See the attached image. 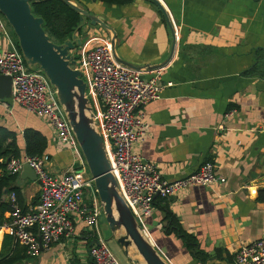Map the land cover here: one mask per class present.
Returning <instances> with one entry per match:
<instances>
[{
	"label": "crops",
	"instance_id": "crops-1",
	"mask_svg": "<svg viewBox=\"0 0 264 264\" xmlns=\"http://www.w3.org/2000/svg\"><path fill=\"white\" fill-rule=\"evenodd\" d=\"M73 1L107 26L91 25L80 14L75 32L82 41L77 48L81 65L88 49L114 43L120 65L140 70L143 78L160 72L159 98L139 108L147 128L133 153L169 182L195 172L204 161L214 166L217 179L210 185L156 197L151 212L136 217L143 236L167 264H234L241 245L264 238V0ZM6 32L0 45L15 46L9 28ZM93 97L99 115L102 105ZM0 127L17 133L22 153L24 129L42 133L44 167L51 174L84 161L58 141L45 118L17 104L6 108L0 100ZM10 185L20 192V207L38 201L39 183L24 172L15 174ZM167 209L197 239L203 260L166 229ZM74 228L72 236L15 264H93L89 247L98 235L78 219ZM105 230L98 226L102 240ZM5 235L0 232V259L18 243L4 244ZM117 252L121 264H146L133 245L127 253L121 246Z\"/></svg>",
	"mask_w": 264,
	"mask_h": 264
},
{
	"label": "built area",
	"instance_id": "built-area-1",
	"mask_svg": "<svg viewBox=\"0 0 264 264\" xmlns=\"http://www.w3.org/2000/svg\"><path fill=\"white\" fill-rule=\"evenodd\" d=\"M8 24L0 14V44L7 36ZM110 43L97 44L88 49L78 68L90 71L88 87L101 102L102 111L94 115L97 130L104 142L110 172L117 182V192L135 218L153 209L156 197L170 198L180 189L216 181L211 161H204L188 176L169 182L157 168L132 151L133 144L145 134L147 123L139 108L159 98L162 84L157 70L143 78L140 70L120 65ZM0 75L11 79L10 96L2 99L4 107L10 103L45 118L54 129L58 141L78 155H82L73 128L55 88L38 67H28L17 47L0 45ZM170 83H167L169 85ZM44 156L11 157L0 176L18 174L24 164L35 172L39 180L38 201L22 209L15 192L3 196L9 211L0 220V232L12 236L26 247L28 255L74 234V220L78 219L94 229L98 242L89 247L93 264H121L98 231L101 202L94 180L83 163H72L61 174H51L44 167ZM86 163V162H85ZM234 264H264V238L241 245L233 256Z\"/></svg>",
	"mask_w": 264,
	"mask_h": 264
},
{
	"label": "water",
	"instance_id": "water-1",
	"mask_svg": "<svg viewBox=\"0 0 264 264\" xmlns=\"http://www.w3.org/2000/svg\"><path fill=\"white\" fill-rule=\"evenodd\" d=\"M39 1L42 0H0V14L16 36L26 65L41 69L55 88L58 101L66 112L94 180L108 227L114 235L121 229L124 231L115 238L116 242L123 247L125 253L133 245L146 264H167L157 249L143 236L135 215L117 192V182L110 172L103 138L97 130V120L86 95L88 83L78 68L77 48L82 45V41L75 31L62 42L52 41L43 29V18L35 16L31 11L30 3ZM62 1L87 17L91 25L99 24L107 28L101 18L83 9L73 0ZM79 28L80 25L76 30ZM111 45L114 50V43ZM10 92V77L0 75V100L8 98ZM21 171L26 178L39 183L28 164H24Z\"/></svg>",
	"mask_w": 264,
	"mask_h": 264
},
{
	"label": "trees",
	"instance_id": "trees-1",
	"mask_svg": "<svg viewBox=\"0 0 264 264\" xmlns=\"http://www.w3.org/2000/svg\"><path fill=\"white\" fill-rule=\"evenodd\" d=\"M101 2L125 4L130 0H99ZM31 11L35 16L43 18V29L48 34L52 41L62 42L69 37L79 26L81 15L69 7L62 0H42L39 2L30 3ZM17 45V41H16ZM18 47V45H17ZM24 139L23 153L17 144V133L5 127H0V171L6 165V161L11 157L26 156H41L43 155L47 139L39 131L26 128L22 133ZM15 175L3 174L0 176V220L3 214L9 211V204L3 200V196L8 192H15L18 203L21 204L20 192L18 188L11 187V182ZM167 208V207H166ZM22 209L25 210L24 207ZM164 219L167 221L166 229L174 232L184 242L186 248L194 254V256L203 260L204 254L199 248L197 239L186 230L183 229L176 217L167 209ZM13 237L6 234L5 240L8 243L13 241ZM27 256L26 247L15 243V248L10 254L3 255L0 259V264H15Z\"/></svg>",
	"mask_w": 264,
	"mask_h": 264
},
{
	"label": "rangeland",
	"instance_id": "rangeland-1",
	"mask_svg": "<svg viewBox=\"0 0 264 264\" xmlns=\"http://www.w3.org/2000/svg\"><path fill=\"white\" fill-rule=\"evenodd\" d=\"M8 28H9V31H10V34H11L13 40L16 42L17 41L16 36L14 35L12 29L9 26H8ZM78 58H79V56H78ZM78 60H80V58ZM85 70L88 71V75H90L91 73H90V71H89V69L87 67L83 69V75H82V77L85 80H87V76H86ZM86 95H87V97L90 100V105L92 106V112L96 115V112H94V110H93L94 97H93L91 91L89 90V87L86 90ZM79 149H80V147H79ZM80 151H81V149H80ZM84 165H86V170L89 173L87 164L85 162H84ZM99 216H100L99 217L100 220H99L98 226H99L100 230L106 228L105 233L102 232V236L104 237V240H105L107 246L109 247V249L113 252V254L116 256V258H118V260H120V262H121L122 257H120L119 253L117 252V249H118V247L120 248V245L116 242V239L114 238V233L109 229L108 224H106V220H105V216H104V213H103L102 204H101V209H100V215ZM117 233L119 235H121V234L124 233V231H123V229H121Z\"/></svg>",
	"mask_w": 264,
	"mask_h": 264
},
{
	"label": "bare ground",
	"instance_id": "bare-ground-1",
	"mask_svg": "<svg viewBox=\"0 0 264 264\" xmlns=\"http://www.w3.org/2000/svg\"><path fill=\"white\" fill-rule=\"evenodd\" d=\"M136 249V248H135ZM140 257V256H139ZM137 258V257H136ZM143 262H144V260H143Z\"/></svg>",
	"mask_w": 264,
	"mask_h": 264
}]
</instances>
